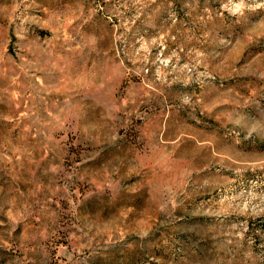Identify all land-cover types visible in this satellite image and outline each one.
<instances>
[{"label": "rangeland", "instance_id": "rangeland-1", "mask_svg": "<svg viewBox=\"0 0 264 264\" xmlns=\"http://www.w3.org/2000/svg\"><path fill=\"white\" fill-rule=\"evenodd\" d=\"M0 264H264V0H0Z\"/></svg>", "mask_w": 264, "mask_h": 264}]
</instances>
